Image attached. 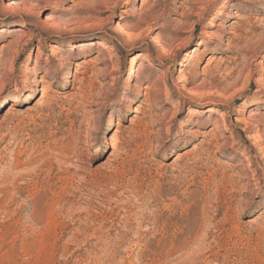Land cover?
<instances>
[{
	"label": "rangeland",
	"instance_id": "rangeland-1",
	"mask_svg": "<svg viewBox=\"0 0 264 264\" xmlns=\"http://www.w3.org/2000/svg\"><path fill=\"white\" fill-rule=\"evenodd\" d=\"M9 1L0 13V264H264V136L252 138L264 122V0H226L239 16L222 23L207 73L215 53L196 42L225 0ZM81 43L91 47L77 52ZM168 46L181 48L166 61ZM195 47L184 89L178 64ZM83 56L86 80L71 89ZM27 94L35 99L21 104ZM244 102V118L257 113L247 129L234 121ZM221 114L227 129H213ZM119 123L116 148L101 146Z\"/></svg>",
	"mask_w": 264,
	"mask_h": 264
},
{
	"label": "bare ground",
	"instance_id": "bare-ground-1",
	"mask_svg": "<svg viewBox=\"0 0 264 264\" xmlns=\"http://www.w3.org/2000/svg\"><path fill=\"white\" fill-rule=\"evenodd\" d=\"M243 1V0H242ZM11 2L9 0L3 2L2 6H1V9H0V13L2 15V17H6L8 15V12H9V9L11 8ZM240 4H231L229 3L228 1H223L222 4H220L218 7H217V11H216V14L210 18V21L208 24L204 25V29L203 31L201 32V37L198 39V41L196 42V45L197 46H203V49L202 51L200 52L201 54L204 52V53H211V52H214V56H212L209 61L207 62L205 68H204V73H207L211 68L212 66H214L217 62V56H215L216 54H219L218 51L222 50L221 49V46L223 44V41L225 40V37L226 36H222L221 35V31L224 29L223 28V25L222 23L227 21L228 19H232L233 17L237 18L239 15L237 13L234 14V10H237L238 9V12L240 10ZM228 9V12H225V10ZM230 13H233V15H231ZM223 19V21L220 23L218 22L217 23V20H220ZM119 24H117V27H118ZM194 26H192L193 28ZM215 27L216 30H210L211 28ZM235 29H239V30H242V27L241 25L237 24L234 28H230V30L227 32L228 34H232L234 35V31ZM225 30V29H224ZM222 33H224V31H222ZM129 40L132 39L130 36H128ZM189 38V37H188ZM188 38H185L183 40H181L183 43H185V41L188 40ZM232 39V38H231ZM230 38L227 39V41L231 40ZM155 40V41H154ZM154 42L158 43V41L156 40V38L153 39ZM100 42V41H99ZM214 45L213 48H211V45ZM228 47H230V45L228 44L227 45ZM91 47V44L90 43H81V44H74L73 45V48L77 51V52H80V53H84L86 51L87 48H90ZM98 47L101 48V50L105 49L106 47L102 44V43H98ZM181 47L178 46V47H170L168 46L167 48H163L162 49V54H163V57H164V60L166 61H169L171 60L174 56H175V53L176 51H178ZM197 51L196 47L195 48H192L190 51H187L186 54H185V57L182 61V63H179L178 65L180 67H184L183 69L179 70L178 71V74H179V77H180V81L183 83V87L185 89V86H186V83H187V72H184L183 70L185 68H187L189 62L191 61L192 57H193V54ZM99 52V51H98ZM102 55V54H101ZM73 58V57H72ZM86 57L83 56V59L80 61V63L78 64H75L76 65V69H75V72H74V75L72 76V80H71V89H74L76 88L77 85H81L82 83H84V81L86 80V73H87V68H86V65H87V62L89 60L85 59ZM137 58H141L143 59V62H146V63H149L148 60L144 59L141 55H137ZM70 64H73L72 62H69ZM113 64V63H112ZM133 65H134V62L133 60H131V73L133 71ZM218 65V64H217ZM186 71V70H185ZM138 74V73H137ZM137 76V75H136ZM69 78V77H68ZM248 81V80H247ZM39 84H46L48 83L47 82V77L46 76H42L40 78V80L38 81ZM248 83V82H247ZM135 86V85H134ZM136 87V86H135ZM79 88V87H78ZM244 88V86L242 87ZM263 89V88H262ZM48 87H42L41 89H39V93H41L42 96H45L48 92ZM242 90V89H241ZM264 90V89H263ZM258 91V90H257ZM189 95H199L198 93H196V90L195 89H190L189 91H187ZM85 94V93H84ZM162 95V94H161ZM203 97V96H202ZM202 97L200 99H202ZM34 94H27L25 96L24 99L21 100V104H24V103H28L29 101L31 100H34ZM153 100V99H152ZM149 101V97L146 96L145 99H143V101L141 103H145ZM90 102V101H89ZM210 103H212V101H209ZM261 103H263V101L261 100H255L253 101L252 103H250L248 105V107H258ZM87 104V103H86ZM20 105V104H19ZM88 105V104H87ZM242 110L239 109L237 111V116H235V123L236 125H238L237 127H239V125H242L244 128H248L251 123L254 121V118L256 116L257 113H253L251 112L252 110H249V118H244L242 116V112H243V109L246 108V103L244 102L242 104ZM140 106H138L136 108V110H134V113L136 114H139V109ZM9 109V108H8ZM257 109V108H256ZM195 111V110H194ZM207 111L213 113L214 109L210 108L208 109ZM190 113L193 114V109L190 110ZM136 119V116L134 117ZM141 118V117H140ZM134 119V120H135ZM139 121V119H137ZM136 120V122H137ZM135 122V121H134ZM133 122V123H134ZM202 122V121H201ZM144 123V122H143ZM195 124V123H194ZM201 123L197 124L196 127H201ZM121 124L119 123L118 124V129L113 132V134L110 136V138L106 139L105 141L101 142L100 145L103 146V147H112V148H116V142H117V138H118V135L120 134L121 132ZM221 127H223V129H227V123H226V116L225 114H221L218 118H216L215 120V123L213 125V129H220ZM264 122L261 121L260 123H258L256 125V128L254 130V133H253V136L252 138L255 140V141H259L261 137L264 136ZM259 128H262V129H259ZM195 131V130H194ZM194 131H190V130H185L184 134L187 138V136H190V135H193ZM218 131V130H217ZM205 134V133H204ZM221 134V133H220ZM218 135V134H217ZM224 136V135H223ZM227 137V136H226ZM188 139V138H187ZM223 139V138H222ZM224 140V139H223ZM13 142V141H12ZM223 142V141H221ZM226 145V142H223L222 143V146ZM230 147H233L234 144L232 142L229 143ZM263 150V148H262ZM34 152V151H33ZM263 152V151H262ZM36 153V152H35ZM34 154V153H33ZM32 154V155H33ZM188 154H190V152H185L184 154L182 153L181 155L182 156H179L177 158V160H181L183 158V156H187ZM264 154V153H263ZM111 157H114L112 154L109 155ZM24 168V167H23ZM11 170V169H10ZM14 172V171H13ZM3 179V178H2ZM3 184V183H2ZM5 185V184H4ZM5 198H7L5 196ZM32 198V197H31ZM30 198V199H31ZM7 200V199H6ZM11 199H9L10 201ZM51 203V202H50ZM53 206V205H52ZM21 207V206H20ZM45 207V206H44ZM33 209V208H32ZM34 210V209H33ZM3 214H7L8 217H10V212L9 210L7 209V207H3ZM34 213V212H33ZM36 215V213L34 214ZM39 215V214H38ZM32 216V215H31ZM45 216V215H44ZM39 217V216H38ZM30 218V217H29ZM41 218V217H40ZM40 218L38 220H40ZM44 219V218H43ZM27 220V219H26ZM36 222V221H35ZM56 222V221H55ZM38 223V222H37ZM2 224V223H1ZM34 224V223H33ZM47 224V223H46ZM55 225V224H53ZM57 225V224H56ZM55 225V227H56ZM12 226V224H11ZM253 226V225H252ZM53 227V226H52ZM31 228V227H30ZM7 229V228H6ZM11 229V228H9ZM34 229V228H33ZM14 230V229H13ZM50 230V229H49ZM38 231V230H37ZM4 232V231H3ZM6 232V230H5ZM8 232V231H7ZM16 232V231H15ZM2 233V232H1ZM0 233V234H1ZM34 233V232H33ZM39 235V233H37ZM12 235V234H10ZM260 236V235H259ZM11 237V236H10ZM161 237V236H160ZM174 237V236H173ZM40 238V236H39ZM163 238V237H162ZM8 239V238H7ZM105 239V238H104ZM263 239V238H261ZM41 240V239H40ZM109 240V239H108ZM194 240V239H192ZM264 240V239H263ZM38 241V240H37ZM45 241V240H44ZM261 241V240H260ZM4 242V241H2ZM11 243V242H10ZM192 244L191 241H187L185 242L183 245H180L178 247H175L174 248V251H186L190 248V245ZM40 245V244H38ZM1 246V245H0ZM256 247V246H255ZM19 251V250H18ZM3 253V252H2ZM39 256V255H37ZM15 259V258H14ZM161 264V263H160Z\"/></svg>",
	"mask_w": 264,
	"mask_h": 264
}]
</instances>
